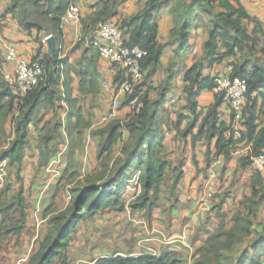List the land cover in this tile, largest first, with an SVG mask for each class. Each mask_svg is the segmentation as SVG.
<instances>
[{"label":"trees","instance_id":"16d2710c","mask_svg":"<svg viewBox=\"0 0 264 264\" xmlns=\"http://www.w3.org/2000/svg\"><path fill=\"white\" fill-rule=\"evenodd\" d=\"M171 0H149L131 18L121 16L119 6L123 0H101V6L90 19L93 27L99 22H115L125 38V46L139 48L143 55L139 60L144 78L149 81L161 62L163 45L158 42V28L155 15L161 7ZM221 9L211 14L212 27L208 39L204 43V56L196 60L184 74V96L186 108L193 117L182 131L183 137L192 134L193 142L204 137L210 141L217 138L216 146L219 154L230 156L236 145L249 141V155L239 159L242 167L251 165V157L264 153V127L259 128L257 101L264 99V65L254 55L255 39L250 36L243 25L245 20L255 19L248 16L240 0H214ZM74 0H12L5 13L17 20L19 27L29 36L35 35L41 41V35H51L55 46L49 54H41L38 50L32 60L39 59L43 67L40 81L31 91L19 97L2 78L0 80V150L7 139L6 124L10 120L14 137L6 149L0 151V163L6 161L8 166L16 169V181L20 182L18 171L23 162V151L28 145L29 126L41 124V155L53 152L50 142L56 139L60 122L57 112L61 109L58 102L63 97L69 107L67 117V164L62 180L75 183L70 190L71 201L65 210H57L53 201L44 211L46 233L38 243L36 250L30 255L28 264H68L65 252L79 223L90 219L103 211L123 212L130 208L132 212L144 211L150 217L157 205L158 194L165 180L170 163L162 156V126L167 125L162 107L165 95L170 89L173 73L169 70L166 82L157 91V96L149 98L144 91L139 112H131L123 121L112 120L106 126L94 131L99 138L97 151L98 170L84 179H79L77 152L81 147L85 130L89 127L80 101L72 97L70 76L73 68L59 58L58 43L65 28L62 18ZM75 4V3H74ZM190 18L175 14V27L171 32L173 41H177L179 50L188 49V31ZM127 36V37H126ZM79 44H77L78 46ZM97 47L83 50L76 74L80 78L79 90L82 95L96 94L99 91L97 63L100 59ZM226 62L232 70L229 79L245 80L247 87V103L241 112L243 130L240 138L234 140L231 123L222 119L221 107L223 94L216 93L213 104L199 124L196 135L193 129L198 122V98L204 91H214L215 78L207 70ZM147 83H142L144 87ZM148 87V86H147ZM53 113L49 120H44L47 113ZM235 112L232 111L233 118ZM184 116L178 115L173 124L179 129ZM127 133L126 139L123 133ZM119 149V155L114 157ZM137 177L136 183L141 192L128 205L123 194L129 182ZM181 177V172L174 175L173 188ZM7 183L0 191V240L19 239L26 229L27 203L23 196V188L12 189ZM12 191V193H10ZM8 195V197H7ZM10 196V197H9ZM9 198V199H8ZM264 202V192L253 193L246 201L247 215L234 217L235 226L230 230H219L200 248L199 257L194 264H261L264 255V222L260 223V231L251 237L253 218ZM0 264H4L0 261ZM95 264H180L176 253L165 252L160 257L139 256L135 258L113 257L103 258Z\"/></svg>","mask_w":264,"mask_h":264},{"label":"crops","instance_id":"0c3cea01","mask_svg":"<svg viewBox=\"0 0 264 264\" xmlns=\"http://www.w3.org/2000/svg\"><path fill=\"white\" fill-rule=\"evenodd\" d=\"M148 1L123 0L119 12L121 16L131 18ZM240 1L248 16L259 22L257 25L253 21L245 20L243 25L255 39L254 55L264 65V0ZM11 2L12 0H0V80L3 78L5 82L14 71L13 64L5 60L8 48H14L18 55L27 60H32L38 50L42 55L53 51L47 41L44 42L45 36L41 35V41H36L35 35H27L19 27L17 20L11 14L5 13ZM74 3L80 9V23L63 29L58 49L59 58L73 68L70 74L73 78L72 97L80 101L84 117L89 123L77 152L79 175L84 179L98 170L99 138L94 136L93 132L112 120H125L131 109L124 92L117 85L126 79L125 71L118 65H111L101 56L97 63L99 91L96 94H81L80 78L76 71L79 69L78 63L83 50L94 47L92 41L96 40L97 33L90 19L95 17L101 0H74ZM220 11L214 0H171L156 13L157 40L163 45L161 62L144 91L148 92L149 98H155L157 91L169 76L168 71L171 70L173 78L162 107L167 119V125L162 126V156L169 161L170 171L163 181L157 205L150 217H146L144 211L132 212L127 207L123 212L106 210L93 218L81 221L65 252L68 264H95L99 259L113 257L135 258L144 255L160 257L165 252L176 253L180 264H194L199 257L200 248L207 240L221 229H232L235 226V216L248 214L247 199L253 196V193L264 192V171H256L251 165L242 167L239 163L240 158L250 153L249 141L236 145L235 152L225 156L217 151V138L207 141L202 137L193 142L192 134L186 137L182 135V131L193 120L186 108L183 93L184 74L196 60L204 56V43L212 27L210 12ZM175 14L191 20L188 49L178 52L179 43L171 38V32L175 27ZM206 72L214 77L228 78L230 70L229 65L223 62ZM215 94L214 91H204L198 98L199 119L193 129V135L197 134L200 122L214 102ZM58 104L61 109L57 112V119L61 126L56 139L49 144L54 151L42 157L40 143L42 123L31 124L28 145L23 151L22 167L18 171L20 182L16 181V169L8 167L7 182L12 184L14 189L22 186L27 203V223L22 237L28 229L32 233L37 230L38 223L42 221L39 218H43L44 210L53 201L60 210H65L71 201L69 186H65V194L61 193L60 189V179L67 164L69 107L63 97ZM231 113L232 111L223 104L222 119L232 124L234 140H238L240 131L243 130L242 116L241 113L235 112L231 118ZM257 113L259 128L264 127L263 98L257 101ZM178 115L184 116L185 119L177 130L173 124ZM52 116L53 113H47L44 120H49ZM6 136L7 139L3 142L5 147L14 137L10 120L6 124ZM126 137L127 133L124 132L123 138ZM118 155L119 149L114 157ZM177 171L181 172V177L173 188L174 175ZM136 179L137 177L132 180ZM131 181L123 194L127 205L141 192L139 185ZM1 186L0 182V188ZM35 209L36 213L42 209V215L35 217ZM250 217L254 222L251 228V237H254L261 229L259 224L264 222V202L258 208L256 217ZM44 232L41 237H44ZM181 237L187 246L181 242ZM54 264L59 262L56 261ZM261 264H264V255L261 257Z\"/></svg>","mask_w":264,"mask_h":264},{"label":"built area","instance_id":"2783aa9c","mask_svg":"<svg viewBox=\"0 0 264 264\" xmlns=\"http://www.w3.org/2000/svg\"><path fill=\"white\" fill-rule=\"evenodd\" d=\"M81 13L76 4H71L62 18L65 27L80 23ZM96 40L92 44L99 49L101 57L111 65L120 66L126 73V79L117 84L124 92L131 112H139L142 107L141 99L144 95V87L140 85L148 80L144 78L140 68L139 60L143 51L139 48H128L125 46V38L118 25L113 21L99 22L96 26ZM51 36H45L44 42ZM5 60L13 64L14 71L8 78V85L19 97H23L31 91L41 79L43 67L39 59L27 60L17 54L14 48H8L5 52ZM232 70V67H229ZM215 93L223 94L224 104L233 112L241 113L247 103L246 82L240 78L229 79L227 77H216ZM114 106V104H113ZM115 107V106H114ZM235 152V151H234ZM251 166L256 171H264V153L250 158ZM4 164L0 163V178L4 176ZM136 183V180H132ZM44 222V220H42ZM40 221L38 226L43 222ZM181 242L187 246L181 237ZM80 263V262H79Z\"/></svg>","mask_w":264,"mask_h":264},{"label":"rangeland","instance_id":"374dc122","mask_svg":"<svg viewBox=\"0 0 264 264\" xmlns=\"http://www.w3.org/2000/svg\"><path fill=\"white\" fill-rule=\"evenodd\" d=\"M80 43L81 42H79V44ZM6 147L3 146L1 148V150L6 149ZM4 162H5L4 168H3L4 176L2 178H0V182L2 185L0 188V191L4 187V185L8 183L7 177L9 174V169H8L9 166H8L6 161H4ZM0 173H1V170H0ZM61 178H62V176H61ZM79 179H81V178H79ZM61 180L62 179H60V182H61L60 189L62 191L61 193L65 194L66 193L65 186H69L68 193L70 195V190H71V188L74 187L75 183H69V182H65V181H61ZM11 181L13 182V180H11ZM11 186H12V184H11ZM12 189H14V188H12ZM58 192L60 193V190ZM10 193H12V191ZM7 197H8V195H7ZM56 209L61 211L57 207H56ZM36 210L37 209L34 210V214H36V215H34L35 217L39 216L40 214L42 215V213H41L42 209H39L37 213H36ZM43 214H44V212H43ZM39 219L43 220V218H39ZM44 222H46V221L44 220ZM41 225L39 227H36L37 230L34 233H32L28 229L25 232V235L23 237L21 236L19 239L9 238L8 240H5V241L0 240V261L3 262L4 264H28L29 259H30V255L36 250L38 243L41 241V239H43V237H41L42 233L45 230V232H44V235H45V233L47 231L46 224L43 223V225L42 226ZM24 237H29V239L25 240Z\"/></svg>","mask_w":264,"mask_h":264},{"label":"water","instance_id":"95a60500","mask_svg":"<svg viewBox=\"0 0 264 264\" xmlns=\"http://www.w3.org/2000/svg\"><path fill=\"white\" fill-rule=\"evenodd\" d=\"M47 43H48L50 49L53 50V49H54V46H55V41H54V39L51 37L50 39H48Z\"/></svg>","mask_w":264,"mask_h":264},{"label":"clouds","instance_id":"9594fccd","mask_svg":"<svg viewBox=\"0 0 264 264\" xmlns=\"http://www.w3.org/2000/svg\"><path fill=\"white\" fill-rule=\"evenodd\" d=\"M50 36H51V35H50ZM51 37H52V36H51ZM3 162H4V161H3ZM43 220H45V221H46V219H44V218H43Z\"/></svg>","mask_w":264,"mask_h":264}]
</instances>
